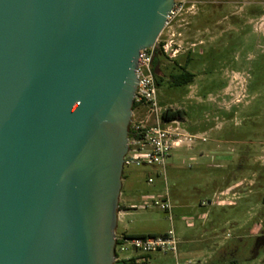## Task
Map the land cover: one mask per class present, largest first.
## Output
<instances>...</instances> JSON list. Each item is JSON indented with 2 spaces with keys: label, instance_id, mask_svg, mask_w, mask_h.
Masks as SVG:
<instances>
[{
  "label": "water",
  "instance_id": "95a60500",
  "mask_svg": "<svg viewBox=\"0 0 264 264\" xmlns=\"http://www.w3.org/2000/svg\"><path fill=\"white\" fill-rule=\"evenodd\" d=\"M174 0H0V264H114L135 70Z\"/></svg>",
  "mask_w": 264,
  "mask_h": 264
},
{
  "label": "rangeland",
  "instance_id": "374dc122",
  "mask_svg": "<svg viewBox=\"0 0 264 264\" xmlns=\"http://www.w3.org/2000/svg\"><path fill=\"white\" fill-rule=\"evenodd\" d=\"M173 29L175 59L183 64L190 54L186 70L194 80L184 87L163 80L157 101L182 110L183 130L205 141L170 153L165 182L156 168L123 167L129 209L115 235L172 230L180 264H264V248L252 251L264 221V0H187ZM159 68L175 72L171 61ZM165 189L170 214L145 207ZM159 257L157 264H175L170 255Z\"/></svg>",
  "mask_w": 264,
  "mask_h": 264
},
{
  "label": "built area",
  "instance_id": "2783aa9c",
  "mask_svg": "<svg viewBox=\"0 0 264 264\" xmlns=\"http://www.w3.org/2000/svg\"><path fill=\"white\" fill-rule=\"evenodd\" d=\"M186 3L187 0H174L173 7L166 17L164 28L155 45L139 52L135 70L137 85L132 101L134 108L128 128L127 152L123 157V167L134 165L156 168L160 170V176L164 182L165 162L170 153L182 147L191 148L196 140L205 141L204 138L186 133L179 120L162 121V112L169 108L161 109L157 101V86L153 68L154 53L158 50L168 58L175 59L180 45L175 42L176 36L179 34L174 31L173 24L185 8ZM193 6L194 4H191V8ZM147 183L152 184L153 178L149 176ZM145 207L158 208L170 214L173 207L167 189L158 199H154L150 205H145ZM129 252L150 256L153 254L170 255L175 259V264H180L178 240L172 230L160 236L115 235L114 264H122V261H127L130 258ZM184 264H193V262L185 261Z\"/></svg>",
  "mask_w": 264,
  "mask_h": 264
},
{
  "label": "trees",
  "instance_id": "16d2710c",
  "mask_svg": "<svg viewBox=\"0 0 264 264\" xmlns=\"http://www.w3.org/2000/svg\"><path fill=\"white\" fill-rule=\"evenodd\" d=\"M190 60H191L190 54H187L184 63L180 64L176 59L170 60L161 51L158 50L155 51L153 57V68L155 72V82L157 88L159 87L160 82H162L165 79L167 80L168 84L174 87H184L191 85L194 80V75L186 70V66L190 62ZM170 61L175 67L174 69L175 72L170 74H163V70L159 68L161 63L170 62ZM158 71H160V74L158 73ZM133 108L134 106L132 107V110ZM183 116H184V112L182 110L166 109L161 114V120L164 122L174 121V120L181 121L183 119ZM127 236L144 237V235H137V236L127 235ZM263 248H264V221L262 222L260 233L256 237H254L252 251L255 254L257 250ZM149 261H150V255H134L131 256L127 261H122V264H149ZM229 262L230 264H235V261L233 260Z\"/></svg>",
  "mask_w": 264,
  "mask_h": 264
},
{
  "label": "crops",
  "instance_id": "0c3cea01",
  "mask_svg": "<svg viewBox=\"0 0 264 264\" xmlns=\"http://www.w3.org/2000/svg\"><path fill=\"white\" fill-rule=\"evenodd\" d=\"M123 184V182H122ZM123 196L124 194H122V186H121V192H120V196H119V201H118V213H117V220L119 218V215H124L126 213V211L129 209V207L125 204L124 200H123ZM130 235V234H126V233H120V235ZM139 235H143V234H139ZM137 236V235H135ZM129 257L131 256H134V255H137L136 253L134 252H129L128 253ZM160 256V255H159ZM157 254H153L150 256V261H149V264H157L161 257H159Z\"/></svg>",
  "mask_w": 264,
  "mask_h": 264
}]
</instances>
